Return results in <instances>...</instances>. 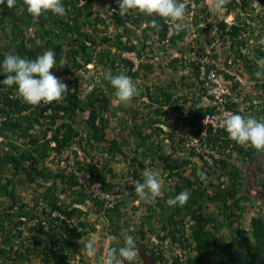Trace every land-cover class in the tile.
<instances>
[{"label":"trees","instance_id":"trees-1","mask_svg":"<svg viewBox=\"0 0 264 264\" xmlns=\"http://www.w3.org/2000/svg\"><path fill=\"white\" fill-rule=\"evenodd\" d=\"M98 1L99 6L97 0H86L83 4L80 0H63L65 16H57L48 11L35 19L27 13L23 0H16V5L11 9L6 3L0 4V33L3 31L6 37L13 39L10 43L16 48L17 55L34 59L46 50L53 51L56 67L51 71L68 86V93L59 102L31 106L17 96L15 85L8 87L0 84V114L5 113L8 116L1 132L4 138L0 140V197L7 198L6 203L0 202L1 260L5 258L7 262L19 259L30 261L37 257L43 264H69V257L74 258L75 255H72L77 250L73 249L72 245L75 239L83 234L84 229H79L77 225L70 226L66 218L80 215L83 211L73 205L76 203L75 199L61 202L59 197L60 193L67 195L72 193L71 189L78 183V175L73 170V164L84 170L91 182L101 180L104 187L110 189L113 185L97 166L99 156L93 155L89 147L99 149L101 153L106 152V155L110 154L113 158L116 154H124L123 145H130L127 137L123 141L117 137H110L112 120L121 121L120 117L126 109L117 113V106L113 104L114 89L104 79V73L110 70L113 74L123 72L128 75L139 89V95L127 104L132 109L131 114L134 113L133 108L136 109L133 105L136 100L144 102L145 93L140 91L142 86L146 88L147 97L151 100L146 104L149 106L146 108L160 117L168 116L159 119L157 116H150L143 123L144 126L148 125L146 129L148 131L144 135L136 124L132 133L128 131L129 134L138 136L134 140L138 142L130 151L133 153L130 155L133 160L131 163L133 178L137 182H143L144 160L151 156L152 159H147L149 163H146V166L158 164L163 173L169 172L165 178L170 180L171 177L174 180L172 191L164 189L165 196L168 194L173 199L181 191L187 190L190 193V198L184 206L177 204L174 207H164L157 201L156 205L160 206L162 211L168 212L170 208L173 210L163 222L160 232L150 228L149 233L160 238L170 236L173 240L180 239L181 243L190 249L191 255L182 261L174 257L171 260L152 246L151 235L147 236L146 231L142 230L139 240L146 254L153 256L162 264H264V213L261 210L264 208V200L256 204L260 210L253 208L256 207L253 200L242 193L245 174L237 164L242 162L246 165L257 150L231 140L221 127L216 132L210 129L207 135L208 151L214 157L212 165L205 163L200 168L197 161L175 157L174 152L183 153L188 149L184 137L186 130L192 129L193 124L212 109L196 107L193 115L185 119L183 103L180 104L183 95L175 97L174 92L168 90L165 83L154 84L156 90L154 92H150L153 85L149 82L141 84V81L150 78L155 70L154 63L150 62L152 57L135 68L134 62L123 56V51H135L139 57L145 58L148 39L155 42L158 37L161 40L166 36L165 19L134 11L131 17L120 16L116 0ZM186 1L189 3L185 4ZM179 2L185 5L186 14L192 10L196 15L198 10L203 12L200 11L203 24L197 31L195 41L197 46L205 42L212 46L209 53L201 48V55H207L208 61L205 66L208 70L214 67L224 72L226 69L217 65V60L220 61L222 56H225L221 61L225 62V66H230L229 59L239 63H241L239 59H246L243 53L245 46L242 43L245 39L241 37L244 28L239 27L240 19L237 14L239 10L245 9L247 0H230L225 6L226 14L233 12L236 15L237 20L230 25L224 18L218 17L220 13L212 8V3L206 4L204 0H179ZM192 2L197 4V8L192 7ZM111 6L117 11L110 13ZM153 20L159 25L158 28L150 26ZM195 20L193 22L197 24L200 19ZM186 24H189L188 20ZM130 26L135 28L130 30ZM130 32L137 33L139 37L132 36ZM183 37L182 31H174V35L170 38L171 45L177 46ZM37 40L41 42L39 45L36 43ZM256 50L259 55H264V49ZM5 56V53L0 52V63ZM175 59L178 61V58H173L171 61L175 62ZM90 63L93 64L92 73H88L86 69L85 78L77 73L87 68ZM248 67L252 70L251 63ZM192 70L194 84L197 83L202 89L201 84L203 85L204 82L198 77L200 67L193 65ZM225 73L233 82L232 90H236L238 87L236 76L229 71ZM93 74L100 76L104 85L94 86L87 93H81L80 80H91ZM5 78V75L0 73V80ZM170 83L168 86L171 85ZM184 84L187 88L190 87L187 83ZM259 85L264 91V82ZM259 96L264 99L262 91ZM151 105L154 107L150 108ZM234 107L235 103L232 108ZM174 112L176 114L171 118L175 123L171 124L169 118ZM235 112L248 116L258 112L260 118L264 117V101L262 100L260 108L250 104V107L245 109L235 107ZM78 117H82L81 120L85 122L89 133L87 138L76 124ZM184 120H189L188 127L183 134H180L178 124ZM163 131L167 133L171 152H166L160 144L158 150L154 151L153 136ZM75 144L83 151L82 159L78 156ZM220 145L229 147V152L220 155L218 150ZM70 149H72L71 153L67 155L69 159L62 158ZM214 152L219 156L216 157ZM125 156L127 157V154ZM236 156H241L242 159ZM61 160H69L73 163L72 167L71 164L70 167L67 166L69 171L60 165ZM50 163L56 167L53 168ZM187 166H190V172L185 174ZM9 171L12 177L8 175ZM198 171L205 173L206 180L200 179L197 175ZM17 174L29 180V183L38 184L37 189L47 200L49 209L39 204L38 200H32L31 204H19L17 215L15 214L14 207L18 204L19 196L13 176ZM136 183L132 186L124 185L120 190L122 192L131 190L129 194L134 199H139L134 190ZM57 184L62 185L60 189ZM82 195L83 199H88L86 198L88 195L83 193ZM95 203H99L100 206L103 204L102 201ZM119 203L120 201L113 208L114 213H121ZM209 203L214 204L217 211L209 210ZM145 205L148 216L151 219L155 218L156 205L153 203ZM249 206L253 211L249 216L247 227L241 220ZM134 208L137 209L138 206ZM53 211H59L65 219L60 220L59 216H52ZM79 223L81 226L85 225L83 220L77 224ZM224 227L227 232L222 231ZM74 259L81 262L82 256Z\"/></svg>","mask_w":264,"mask_h":264},{"label":"clouds","instance_id":"clouds-1","mask_svg":"<svg viewBox=\"0 0 264 264\" xmlns=\"http://www.w3.org/2000/svg\"><path fill=\"white\" fill-rule=\"evenodd\" d=\"M80 2L83 4L86 2V0H80ZM229 2L230 0H213L212 8L218 13H223L225 11V6ZM5 3L7 7L11 9L16 5V0H0V4H5ZM116 3L118 5V14L120 16H124V17L130 16L131 17V13L133 11L141 13V14H145L147 16L156 15L162 19H165V23L167 25V33L164 38L160 40L158 37L155 40V42H152L150 39H148L147 47H145L146 52H147L145 58L139 57L135 51H123L122 52L123 56L132 60V58L128 57V54L134 53L135 57L139 61L138 64L136 65L134 60H132L134 62L135 68H137L140 64L147 62L148 59H150L151 57L152 58L150 59V62L154 63L155 67H157L159 64L161 66H164V61H162L161 58L162 56H164V54H168L165 51H167L168 49H171L172 55L169 58V62L167 63L166 66L170 70V73L173 79L172 83L179 84V88H180L179 93L178 94L174 93V96L175 97L180 96V95L184 96V98L180 101V104L183 103V107H184L183 115L185 119H188L189 117L193 115L196 107L197 108L210 107V109H212L211 111H214L217 105L214 104L213 97L207 96L205 93H202L201 87L197 83L194 84V81H193L194 75H193V70H192V66L195 65L194 62L188 59L184 60L183 63L180 62L181 58L185 54H187V52L190 51L191 48L197 45L195 38L197 35V31L200 30L197 24H192L193 22L192 19L191 21H188L189 24H186V20H188V16H190L189 15L190 12L186 14L185 5L179 2V0H116ZM187 3L189 2L186 1L185 4ZM204 3H205V0H204ZM98 4H99V1L97 0V6H99ZM23 5L26 7L27 13L30 16H32L34 19L39 18L42 14L48 11H51V13H53L54 15L61 16V17L66 15V9L63 4V0H23ZM192 7H195V6L192 5ZM116 11L117 9L111 6L110 13H113ZM237 15L239 16L238 18L240 19V22L246 23L245 24L246 27H243V28L248 33L249 37L246 40L242 41V43H244L243 45L245 46L244 50H249V52L248 54L245 51L243 53H244V57L250 60V58L248 57L250 54V51L253 52V54L259 55L256 49L258 50L259 48L263 49V46H264V10H262L261 12H255L254 8H251L250 6L249 7L246 6L245 9L239 10ZM150 26L153 28L159 27V25L156 23L155 20L151 21ZM133 28L135 27L130 26V30H132ZM170 28L172 29L171 32H169ZM174 31H177V32L182 31L184 35L183 40L180 41L177 44V46H175V44L171 45V42H170V38L174 35ZM2 32L3 31H1L0 33V41L3 42L9 38H10V41L13 40L11 37H6V35L3 34ZM130 34L132 36L139 37L137 33L130 32ZM140 41H138V43ZM36 43L37 45H39L41 42L37 40ZM183 46L187 48L184 49L182 48ZM0 52L6 54L5 58L3 59V62L0 63V73L4 74L6 78L3 80H0V84L6 85L8 87H12L13 85H15L17 96L21 98L23 102H25L26 104L31 105V106H38L41 103L50 104L52 102H59L60 100L63 99L64 95L68 93V86L65 83H63L60 79H58L56 76H54L51 71L54 67H56L55 54L53 51L46 50L41 55H38L34 59L22 58L17 55L16 48L9 42V46L0 47ZM173 58H178V61L175 59L176 61L172 62L171 60ZM223 58H220V61L217 60L218 62L217 65H219V67L223 66L225 69L226 68L230 69L231 72H233V75L236 76L238 83L241 82V79L239 81L240 74L237 72L240 71L241 73L242 71L238 69L237 67H235L234 65H238V66L242 65L243 68L246 67L242 59H239L241 63L237 61L233 62L232 59H229L230 61L229 60L228 61L229 63H231L230 66H225L224 65L225 62H221ZM251 58H254V57H251ZM256 64H257L258 70L256 71L255 76L259 79V78L264 77V58L258 59L256 61ZM92 67H93V64L90 63L87 65V68L81 69L77 73L82 74V77H84L85 74L87 73L86 69H88V73H92V70H93ZM104 79L108 81L111 87L114 89V98L119 104H128L131 102V100L134 97L139 95V89L134 83V81L131 79V77L124 74L123 72L119 74H113L110 70L106 71L104 73ZM80 82H82V79L80 80ZM184 83H187L190 87L187 88ZM191 83H193L194 85ZM94 86L96 85L91 86L88 89V91H90ZM97 86H100V85H97ZM239 87L240 85H238L237 89L233 91L232 96L225 95L226 100H227L225 102L226 107L232 108L233 103H235L236 109H239V108L245 109L237 93L240 89ZM88 91H86V93ZM140 91L145 93L143 95L144 96L143 104H145V107H149L146 104L150 103L151 100H149V98L147 97L146 90L143 91L141 89ZM154 91H156L155 88H154ZM194 92L195 94H193ZM256 96L258 97L259 95L256 94ZM195 99H198L197 102H193ZM140 103L141 101H139V104ZM256 105L258 107L260 105V102L259 101L256 102ZM153 107L154 105L150 106V108H153ZM235 107L233 108L234 110H235ZM256 113L258 114V112ZM2 114H4L7 117L6 120H8V116L5 113H2ZM175 114L176 112L173 113V116ZM202 118H200L196 123L193 124L192 129L186 130L187 131L186 136L189 133H193V132L194 134L195 133L198 134L200 131L203 130L204 126L200 122ZM257 118L253 116H248V115L236 114L235 112V114L226 113L220 120V126L224 128V130L228 133V136L231 140L235 141L236 143L242 146L249 145L253 147L255 150H257L256 153L253 155L254 158L252 157V159L248 160L246 164L247 166L249 164V166H253V167H256V163H257V157L255 155L261 156L262 161L259 162V164L264 166V156L261 153V152H264V117H261V118L257 117ZM221 127H218V128H221ZM210 129L212 130V128L209 127L207 135H209ZM213 132H216V131H213ZM186 136H184L185 140H186ZM185 144H186V141H185ZM75 145L77 147V144ZM82 153L83 151L81 150V148H79L78 156H80L79 157L80 159H82L81 158V155L83 156ZM182 154L183 153H180V156ZM214 154L217 155L216 157L219 156L216 152H214ZM62 158L67 159L68 157L63 156ZM192 158H193L192 160L194 161H197L199 163L201 162L202 163L201 166L203 165V162L199 157L192 154ZM69 164H71V167H72L73 163L70 162L69 160H61L60 162V165L64 166L67 169V171H69L68 169V167H70ZM73 166L75 167V168L73 167V170L78 175L77 176L78 183L74 187L76 188L77 197L80 196L82 198L83 196L82 193L84 195H88V193L85 190L84 183L80 182L79 180L81 177L86 178V180L88 181H90V179L86 175L84 170H80L74 164ZM97 166L99 167V164H97ZM100 168L101 167H99V169ZM197 175L200 177L202 181L206 180V175L204 172L198 171ZM142 176H143V182H137L134 185V190H135L136 195L142 202L150 203L156 200L157 197L161 196L162 183L160 181L158 173L152 170L151 168H145L142 172ZM252 176L253 178L250 177L248 179H246V176H245L243 180L242 191H244L246 195L251 194L252 196H248L251 199L252 197H257L258 194L259 196L263 197L264 191L259 190V188L257 189L254 188L256 184L257 175H255L254 173L252 174ZM33 183H29V180L25 179V182H23L22 186L26 184H33ZM35 185H38V184L36 183ZM111 185L113 184L111 183ZM106 189L112 190L115 193H118L120 195L117 202L120 201L119 204L121 206L123 197H124V192H122L120 189L115 188V187L110 188V189L106 188ZM16 191H17V188H16ZM18 196H19L18 204L15 205L14 207V209H16L15 210L16 215H17L19 204H22V203L31 204L32 200H38L39 204L44 205L47 209H49V206L47 205L48 204L47 200L43 198L42 193L37 188L35 190V195H32L34 197H31V198L25 197V196L20 195V193H18ZM66 196H67L66 193L65 194L60 193L59 197H61V202H64L65 200L64 197ZM86 198H88L87 199L88 202L89 201L97 202V201L90 199L89 195ZM189 198H190V193L187 190H184V191H181L179 194H177L169 203L173 206L177 204L179 206H184L187 203ZM99 208H100V211L106 215L109 212L114 213L113 209H106L103 204ZM82 211L83 212L80 215H75L69 219L66 218V222H68L70 226L77 225L79 229H84L83 234L79 238L75 239V242L72 245V248L77 250V252L73 254L72 256L75 255L74 258L76 257L78 258L79 256H82V261L77 262L76 259L69 257L68 263L69 264H81V263L84 264L85 262H87V264H90L87 260L88 258L87 256L94 257L96 254L97 255L99 254L101 256L99 264H134L135 259L138 255V251H139L134 238L131 235L122 234L123 235V245L122 246L120 247L110 246L105 249V253L97 252L96 239L98 238H96L95 231L98 229V226L100 223L98 224L97 222L93 220V218L88 217L86 215V211L84 210ZM54 213H60V212L53 211L52 216L55 217L59 215H54ZM59 217H60V220L65 219V217L61 218V213ZM72 218L75 219V223H72L71 221ZM82 220L85 223L84 226H81L80 223L77 224L79 221H82ZM80 246L84 248L83 249L84 251L79 250V253H78V248ZM188 251H189V254H188L189 256L191 255L192 252L190 251L189 248H188ZM170 259L172 260V258ZM15 261L16 260H14V262ZM154 261L155 262L153 264H162L160 261H158L155 258H154Z\"/></svg>","mask_w":264,"mask_h":264},{"label":"rangeland","instance_id":"rangeland-1","mask_svg":"<svg viewBox=\"0 0 264 264\" xmlns=\"http://www.w3.org/2000/svg\"><path fill=\"white\" fill-rule=\"evenodd\" d=\"M192 3H193L192 5L197 8V6H196L197 4L195 5L194 2H192ZM200 11L199 10L197 11L198 15H196L194 13V11H191L190 14H189L190 16H188V21H191V19H192V21H193V19H194V21H196L195 19H200V20H198V23H197V25L199 27H201L202 24H203V21L201 20V18L203 17L202 16V13L203 12L201 11L202 13H200ZM192 24H195V23L192 22ZM9 42H10V38L7 39V40H5V41H3V42L0 41V47H2V46H9ZM263 49H264V46H263ZM244 51L247 54L249 52V50H244ZM165 52L168 53V54H164V56H162V58H161V60L164 61V66H159L158 65L157 67H155V70H154V72H152L151 77L148 78L147 80H142L141 81V84L146 83V82H149L151 85H153L152 86L153 88L150 89V92H154V84L165 83L164 85H166V87L170 91L178 94L179 93V90H180L179 84H176V83L173 84L172 83V80L173 79H172L170 70L166 66L167 63L169 62V58L172 55V51H171V49H168ZM250 56L251 57H254V58H251ZM223 57L224 56H222V58ZM248 57L250 58V61H249V59H246V60H243L242 59V61L244 62V64H245L246 67L243 68L242 65H239V66L238 65H234L235 67H237L238 69H240L242 71L241 73H240V71L237 72V73L240 74L239 75V77H240L239 78V81L241 79V82H239L240 84L238 83V85H240V87H239L240 89H239V91L237 93H238V95L240 97V100L242 101V105H244L243 106L244 108H249L250 107V104H252V106L253 105H256V102H258V101L260 102V106H258V108H260L261 105H262V100L264 101V99L261 96L257 97L256 94L259 95L261 93V91H262V93H264L263 88L259 85V83L261 84L262 82H264V77L258 79L255 76V73L258 70L256 61L258 59H260V58H264V55H262V54L261 55H256V54H253V52L250 51V54H249ZM250 63H251V66H252V70H250V68L248 67V64H250ZM85 77L86 76H84V78ZM100 79H101V77L100 76H97L96 74H93V77L91 78V80H84V79H82V82H80L81 88H82V89H80L81 90V93H83V94L86 93V91H88V89L91 86H93V85L103 86L104 83H102V79H101V81H100ZM169 83L171 85L168 86ZM141 89L143 91L146 90V88H144L142 86H141ZM113 104L117 106V113H120L122 111V109H124V108H126V109H124L123 114H122L123 115L122 117H120V115H119V117L122 118L121 121H120V119H118V120H112V125L111 126H113V128L111 127L110 137H117L120 141L125 140V138L127 137L126 139H127L128 143L130 145H127V146L123 145L124 154H116V156L113 157V158H111V155L108 154V153L107 154L110 157L108 155H106V152L101 153L102 151H100L99 149L98 150H95L94 148L89 147V149H91V151H92L91 153L93 155L95 154V156H99V160H101V162L98 160L99 167H101L100 168L101 173L104 176H106V178H109L111 176V174L113 175V172H115V170H118V169L122 173L124 172V174L127 173V172H129V175H131L130 174V170L133 167L132 164H131L133 160L131 159V156L130 155H133V153H131L130 151L133 150V146L135 145V143L138 142V141L137 142H134V140L137 139L138 136H137V134L135 135V134H129V133H132V129H133L134 125L136 124L137 127L139 126L138 128L140 129V132L143 133L142 135H144V133L148 131V130H146L148 125L147 126H144L143 125L144 121L147 120L150 116L153 117V115L154 116H157L158 119L160 117L157 113H154L153 114L152 112H150L148 110V108L145 107V104H143L142 101H141L140 104H139V101H137V100H136V102H134L133 105H134V107L136 106L135 108L138 109V112H136V109L133 108V112L134 113H132V114L130 113V112H132V109L127 104H119V103H117L116 100H113ZM149 112H150V114H149ZM166 116L165 117L164 116H161L160 118H162V117L167 118L168 116L167 117ZM257 116H258L257 113L254 112L253 117L257 118ZM171 117H173V113L170 114V118L169 119H172ZM81 118L82 117H80V118L78 117L77 118L78 120H76V122H77L76 124L79 127V129L81 130V133H83V135L85 136V138H87L88 135H89V133H88L87 127L85 125V122H83V120H81ZM148 123H150V122H148ZM128 131H129V133H128ZM134 133H136V132H134ZM162 135H164V136H162ZM166 138H167L166 137V134L163 133V132H160L159 135L153 136V139L155 141V145H154V151L155 152L158 150V148H157L158 147V144H160L162 146V148H164V150L166 152H171L172 151V148L169 145V141ZM147 145H148V143H147ZM74 147H76V145ZM76 149H78V147H76ZM71 150L72 149H70L69 151H66L63 156L66 157L69 153H71ZM177 153L178 152H174V156L175 157L178 156V159L179 158L180 159H183L184 156L188 155V158H190L191 161L195 162L194 160H192L193 159L192 158V154L184 151L183 152L184 153V156L183 155L179 156ZM126 154H127V157L125 156ZM143 159L141 158L140 160H143ZM147 159L148 160H151L152 158H151V156H148L144 160L145 165H146V163H149V162H147L148 161ZM50 165L53 168L56 167V165H54V164H51L50 163ZM187 171H189V170H187ZM8 175L12 177L10 171L8 172ZM161 175L162 174H160V173L158 174L159 178L162 177ZM214 176H216V174ZM218 177H216V178H218ZM13 179H14L13 180L14 184L15 183L17 184V191H18V193H20V195L25 196V197H29V198L34 197L32 195H35V190L38 187V185H35L36 183L26 184V185H23L22 186L23 182H25V179H24L23 176H21L19 174L14 175L13 176ZM226 181H227V179H226ZM164 185H162V194H161L160 198H161V201L164 202L166 205L167 204L170 205L169 202L172 200V197L171 196H165L164 189H166L167 185H165V186ZM57 186H59V189H60V187L62 185L61 184L60 185L57 184ZM242 193L245 194L244 191H242ZM247 196H252V195L251 194H248ZM257 199H260V200H257ZM262 199H264V196L261 197L258 194L257 198L253 201L254 206H256V204L258 203L257 201L263 202ZM0 202L1 203H6L7 202V198L0 197ZM253 208L255 210H260L257 206L256 207H253ZM208 209L211 210V211H217V207L214 204H212V203H209ZM261 210H262V213H264V208L261 209ZM252 211L253 210L249 206L247 208V211H246V213L244 215V218L242 220V224H244L245 226L248 225L249 216H250V214H251ZM109 213H108V215H109ZM159 213H161L162 216L166 219L167 215L169 214V211L168 212L167 211H159ZM135 214H137V216H134L133 217L134 221L141 219V217H143V218H145V217L147 218L148 217V214L146 213V207H145V211L143 213H141V212L138 213L137 212ZM156 214H158V213H156ZM121 222H122V219H121ZM110 225H111V221H110ZM126 227H127L126 229H130L129 226L126 225ZM222 230L223 231H226V228L224 227ZM83 249H84L83 247H79L78 248V250H80V251H84ZM87 257H88L87 260H88V262L90 264H99V261H100V257L101 256L99 254L98 255L96 254L94 257H89V256H87ZM1 259H2V257L0 256V264H43L36 257L32 258L30 261H25V260H22L21 261L19 259L18 261L16 260L15 262H14V260L7 262L5 260V258L3 260H1ZM152 261H153L152 256L147 259V263L148 264H149V262H152ZM81 264H83V263H81ZM84 264H87V262H85Z\"/></svg>","mask_w":264,"mask_h":264},{"label":"built area","instance_id":"built-area-1","mask_svg":"<svg viewBox=\"0 0 264 264\" xmlns=\"http://www.w3.org/2000/svg\"><path fill=\"white\" fill-rule=\"evenodd\" d=\"M213 0H205L206 4H211ZM254 8L255 12H261L264 10V2L263 0H247V7ZM227 9L225 7V11L223 13L218 14V17L224 18L225 21L230 25L236 21V15L233 12L226 14ZM169 22V21H168ZM171 24V23H170ZM246 23L239 22V27H246ZM229 29V28H228ZM172 29L170 28L171 32ZM241 37L243 39H247L249 37L248 33L244 30L242 32ZM240 37V38H241ZM213 44V43H212ZM211 45L205 42L203 45H195L191 48L190 51L187 52L182 58L180 62H184V60L193 61L195 65L200 67L198 77L200 80L204 82L202 85V93H205L207 96H211L214 99V104L217 105L214 111L207 112L204 117L200 120L201 124L204 126L203 130L198 134L189 133L186 136V146L193 155L199 157L203 165L207 163V165H212L214 162V158L208 151L207 147V133L209 127L212 128L213 131H216L220 126V120L226 113H234L235 110L231 107H226L225 102L226 96H232V80L226 76L225 71L231 72L230 69L226 68V70L218 71L214 67L209 70L205 66L207 63V55H201V48H204L207 53L211 51ZM128 57L134 60L135 64H138V59L135 57L134 53H129ZM233 74V72H231ZM7 117L4 114H0V140L4 138L2 132V127ZM80 182L84 183L85 190L87 191L89 198L94 201H102L103 205L106 209H113L119 199V194L115 193L112 190H107L104 187V184L101 180H97L94 182H90L86 180V178L81 177ZM54 215H59L60 213H54ZM64 216L61 215V218ZM70 221V220H68ZM72 223H75V219L72 218ZM150 241L153 247L157 249L158 252H162L165 256L167 255L169 258H177L179 261L184 260L188 254V248L184 246L180 239L173 240L170 236L166 238H160L156 235L150 236ZM168 253V254H166Z\"/></svg>","mask_w":264,"mask_h":264},{"label":"crops","instance_id":"crops-1","mask_svg":"<svg viewBox=\"0 0 264 264\" xmlns=\"http://www.w3.org/2000/svg\"><path fill=\"white\" fill-rule=\"evenodd\" d=\"M257 117H260V116H257ZM172 118H174V117H172ZM169 122H171V124L175 123L173 119H169ZM188 123H189V120L188 121L184 120V121L179 122L178 126L180 129V134L184 133L185 128L188 127ZM163 133L166 134L165 131H163ZM162 136H164V135H162ZM166 137H167V134H166ZM218 150H219V154L223 155V154H226L227 152H229L230 149H229V147L226 148V147L220 145L218 147ZM186 152H188V151L186 150ZM177 154L180 156V152H178ZM182 155L184 156V153ZM177 158H178V156H177ZM183 158L184 159H190V158H188V155L184 156ZM236 158L242 159L241 156H236ZM236 158H234V159H236ZM198 164H199V167L201 168V163L198 162ZM237 164L239 166H241V169L244 172L246 179H248L250 177L253 178L252 174H254V172H255L254 171L255 168L253 166H249V164H248V166L243 165L242 162L241 163L237 162ZM145 168H151L152 170L156 171L157 173L159 172L160 174H162L161 175L162 177H160V181H161L162 185H164V184L167 185L166 190H171V189L173 190V187H174L173 181L174 180H172L171 177H170V180L165 178V176L168 175L169 172L166 171L165 173H163L161 166L160 165L158 166V164H156L155 166H146L145 165L144 169ZM132 170L133 169L130 170L131 175H129V172L124 174V172L122 173L119 169L115 170V172H113V173H115L116 175L114 176L111 174V176L109 178H107V180L113 184V187L118 188V189H120L124 185L132 186L133 183L137 182V180H135L133 178ZM187 170H189V171H187ZM189 172H190V166H187L185 174H188ZM71 190H73V192L72 193L70 192L69 195L64 197L65 198L64 202L65 201L68 202L70 199L71 200L75 199L76 203H73V205L79 206L82 210L86 211V215L88 217L93 218V220L95 222H97L98 224L100 223L98 226V229L95 231L96 238H98V239H96V241H97V243H96L97 252L105 253V249L110 247V246L111 247L122 246L123 245V235L122 234H127V235H131L134 238V240L138 246V249H139L138 255L135 259L134 264H141V262L143 260H147L148 258L151 257L149 254H146V252L144 251L142 244L140 242L141 240H139L140 231H142V230L146 231V235L148 234L147 236L155 235V234L149 233L150 228L154 229L155 232H160L161 226H162L163 222L166 221V219L162 216L161 213H159V211H162V210L160 209V206L156 205V204H158L157 201H159L160 204L163 205L164 207H169V206L171 207L173 205H171V204L166 205L164 202L161 201V198L159 196V198H157L158 200L156 199V200L150 202V203H153L154 205H156L155 210H154L155 218L151 219L149 216L147 218L141 217V219L134 221L133 217L137 216V214H135V213H137V212L143 213L145 211L146 202H142L143 204H141L140 199L139 200L134 199V197L129 194V192L131 190H127L124 192L123 201H122L121 206L119 207V211H121V213H110L109 215L108 214L106 215L100 211L99 207H101V206L99 203H95L92 201L88 202L87 200L85 201L80 196L77 197L75 187H73V189H71ZM167 196H170V195L167 194ZM78 199H79V201H78ZM135 206H138V208L136 210L134 208ZM171 210H173V209L170 208L169 212ZM122 212H124V213H122ZM146 213H147V211H146ZM156 213H158V214H156ZM121 219H122V222H121ZM110 221H111V225H110ZM248 222H249V220H248ZM126 225L129 226L130 229H126L127 228ZM223 232H227V231H223ZM78 253H79V250H78ZM152 259H153L152 263H154L155 262L154 258L152 257Z\"/></svg>","mask_w":264,"mask_h":264},{"label":"flooded vegetation","instance_id":"flooded-vegetation-1","mask_svg":"<svg viewBox=\"0 0 264 264\" xmlns=\"http://www.w3.org/2000/svg\"><path fill=\"white\" fill-rule=\"evenodd\" d=\"M262 155L264 156V152H261ZM257 157V163H256V167H255V175L256 176V184L254 186L255 189L259 188V190H263L264 191V166L260 165L259 162H261V156L255 155ZM254 158V157H253ZM256 196V195H255ZM257 197H252V200L254 201ZM260 200V199H257ZM264 200V199H262ZM259 203H261L260 201H257ZM141 264H148L147 260L142 261ZM149 264H153L152 262H149Z\"/></svg>","mask_w":264,"mask_h":264}]
</instances>
